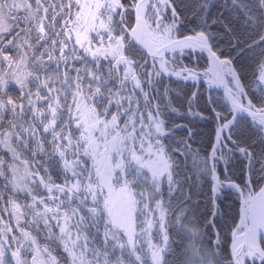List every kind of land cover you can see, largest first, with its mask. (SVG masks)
<instances>
[{
  "label": "snow or ice",
  "instance_id": "6c2138e0",
  "mask_svg": "<svg viewBox=\"0 0 264 264\" xmlns=\"http://www.w3.org/2000/svg\"><path fill=\"white\" fill-rule=\"evenodd\" d=\"M257 2L259 15L251 14L245 0H232L236 9L243 13L245 22L259 29V41L247 43L240 51H251L255 47L261 49L255 76L264 83V0ZM74 6L76 11L73 15L71 9ZM131 6L135 12V25L126 26L124 14L128 9L122 0H65L60 9H69L64 15L70 20L62 17L61 30H53L49 37L44 24L49 8L44 7L42 0H35V8L29 0H0V150L9 157L6 160L0 155V178H3L4 188L9 194L8 203L16 216V227L20 228V218L28 213L22 211V205L15 197L25 194L31 197V203L23 205L32 216L30 223L36 228L43 224L49 239L59 242L67 253L69 264H109L108 252L116 247L121 250V255L114 258L115 264H125L122 258L125 255L128 264H148L149 261L150 264H166L163 253L168 246L165 229L167 209L162 207L161 200L156 199V194L162 178L167 179L169 192L172 191L176 183L173 173L179 168V160L166 152L164 138L171 136L172 132L166 127L161 104L149 101V92L144 91V85L152 88V78L163 74L180 76L181 72L170 68L168 54L177 50L183 54L185 48L193 51L199 48L208 52L218 69L231 75L235 90L229 89L228 94L233 113L231 119L216 114L224 121L216 132V146L210 157L198 159L197 154L192 153L193 168L211 177L214 194L223 188H234L240 192V185L227 175L228 161L239 153L247 165L245 187H249V195L243 201L240 226L232 234L230 258L225 261L219 257V239L215 247L205 248L198 242V230L189 228L188 255L183 264H244L246 259L250 264H264V246L261 245L264 237V187L255 195L250 189L255 170L253 160L259 161L260 171L256 174L264 180V152L254 157L248 146L241 147L233 139L235 128L239 127L240 120L245 119L244 113L251 116L253 123L258 124L264 133V99L259 108L247 99L231 60H222L217 55L204 31L199 32L195 39L175 38L179 15L172 6V0H132ZM49 7L53 8L54 21L59 13L55 11V5ZM201 7L207 9L208 0H204ZM20 9L25 12L23 17L14 15ZM168 10L171 11V23L166 22L164 15ZM20 20H25L28 27L20 28ZM48 27L53 29L51 21ZM33 28L37 33L34 42L31 36ZM72 33L75 34L74 39ZM126 36L130 39L126 40ZM44 40L51 45L50 49L45 48L49 60L53 59L52 53L55 52L65 64L69 59H81L87 63L85 56L77 54L76 45L92 58L96 70L85 68L90 77L87 84L79 69L74 77H69L67 72L55 77H41L45 71L44 53L37 54L35 46ZM68 41H72L71 48ZM133 42L142 45L152 58L151 71L144 67L148 61L138 64L125 55L126 46ZM65 49H69L68 55H65ZM101 60L108 62L106 74L100 70ZM134 65L142 69L143 79L136 73ZM182 72L187 73L184 79L197 77L194 70L185 68ZM216 79H222L220 71ZM113 80L119 84L116 91L109 83ZM128 81H131L133 89L140 90L146 116L139 112V99L133 101L131 95L121 96V90ZM9 85L18 88L20 96L17 99L8 95ZM97 97L103 101L100 110L96 106ZM125 102L128 105L125 112L133 103L137 111L130 113L121 126L119 115ZM113 104L117 108L116 114L109 112ZM5 113H9L10 118L5 119ZM42 134L47 135L42 139ZM45 141L50 144L49 160L57 167L60 183L53 179L44 164L35 166V156L45 151ZM181 143L184 144L183 150L177 148L175 151L188 153L187 143ZM229 144L233 147L229 148ZM219 162L225 165L223 180L216 171ZM144 169L151 175L145 174ZM147 181H151V192L142 188ZM41 187L46 196L39 194ZM117 189L118 194L114 196ZM149 198L154 199L156 209L160 210L155 224L157 234L162 233L160 244L152 242L154 224L143 211L149 207ZM74 202L76 206H73ZM81 210L86 215H81ZM50 221L56 222L57 234L52 233ZM0 224V234H3L0 238V264H5V251L12 248L7 242L12 226L3 222L2 217ZM91 229H95V233ZM20 231L32 255L30 258L21 256L24 244L13 234L11 240H17V246L11 251L15 264H60L47 244L41 246L31 232L23 228ZM98 235H102L103 251L94 243ZM119 235L126 239L121 241ZM109 239L115 242L112 249L107 248ZM90 240L93 242L91 248Z\"/></svg>",
  "mask_w": 264,
  "mask_h": 264
},
{
  "label": "trees",
  "instance_id": "16d2710c",
  "mask_svg": "<svg viewBox=\"0 0 264 264\" xmlns=\"http://www.w3.org/2000/svg\"><path fill=\"white\" fill-rule=\"evenodd\" d=\"M199 1L200 0H172V5L176 8L179 18H181L178 36L184 37L189 34H196V32L201 29L200 21L207 20L209 27L204 32L207 33L211 39L212 48L215 49L217 54L222 59L231 60L233 67H235L239 73L240 79L244 81L246 86H249V84L252 83L254 70L257 69L256 63L259 59V53L261 49L259 47H255L251 51L244 52H241L240 49L247 43H251L253 40L259 41L260 36L258 35V27H253L245 22L243 13L236 9L232 3V0H210L208 3L209 7L207 16L204 14L203 16L201 15V17H199ZM248 1L249 0H245L246 3H248ZM251 1L254 3V5L258 4L257 0ZM31 3L33 4V8H35V0H31ZM42 3L44 7L49 8L48 18L44 20V24L46 31L49 32V37H51L53 30H61L63 26L62 17L64 19L70 20V17L64 15V13L68 12L69 9L65 8L63 11L60 9V5L65 3V0H42ZM123 3L125 6H127L129 4V0H123ZM49 5H55V11L59 13L56 15L54 21H52L53 8L49 7ZM197 6L198 10L196 11ZM71 11L74 15L76 11L75 6L71 9ZM42 14L43 13H41V15ZM251 14L259 15V7L255 6L254 10L251 11ZM50 21L53 23V29H49L48 27ZM126 22L127 25L132 26V10L127 11ZM72 36L74 39L75 34L72 33ZM127 38L128 36H126V40ZM68 43L71 48L73 46L72 41H68ZM46 47L49 49L51 48L49 41H41L38 45V50L36 51L37 54L44 53L43 62L45 71L41 73L42 78H44L45 75H52L55 77L57 75H62L65 72H67L69 77H74L76 76V70L79 69L80 76L83 77L84 83L87 84L90 77L86 74L85 68L95 71L96 66L92 62V58L86 53H83V50L80 49L78 45L75 46L77 54L85 56L87 63H85V60L81 59H69L67 64H65L64 61L58 59V55L55 52L52 53L53 59L49 60L47 58V53L45 52ZM68 53L69 49H65V55H68ZM135 54L142 57L137 61L138 64H142L144 61L143 59H145V54L140 52L134 43L127 45L125 48V55L136 61ZM107 63V61L101 60L99 65L101 72L104 74L107 73ZM206 65L207 59L202 57L199 66L205 68ZM121 68H123V66H121ZM134 68L136 73L139 72V66L134 65ZM165 81V79H157L155 82V87L158 88L156 93L157 95H155V100L157 103L161 104L164 111L163 118L166 120V127L172 132L171 136L164 138L166 152L173 159L179 160V168L173 173V179L176 181V183L173 185L172 191L169 192L167 179L162 178L159 191L156 194V199L161 200L162 207L167 209L165 229L168 235V246L163 253L164 261L166 264H183V261L188 254L187 246L189 243L187 234L185 233V235L182 236V244L180 245L177 243L178 238L176 234L171 229V225H173V219L176 217L175 215L178 212L177 209L179 210L180 208L182 210L185 209L183 211H185L186 214H189V212L193 214L194 221H197L196 224L198 231L201 230L205 224H207L209 235L212 238L209 240L210 243H204L205 248L213 247L211 243L213 241V236L215 239V235L214 231L212 230V223L215 224L219 234L221 235L220 237H222L223 240V243L219 247V253H221V258L229 259L231 231L237 226L240 216L239 196L230 189L222 190L221 195L217 198L218 213L212 219L214 212L212 179L210 176L203 174L193 168L191 154H197L198 159L209 157L208 155L213 147L216 136L217 126L223 121L222 119L218 120L216 114L220 113L222 117H227L229 119L232 116V113L230 112L227 103L223 100V97L219 92L217 93V91H211L210 97L207 99L203 84H200L199 90L196 92L195 87L191 83L177 82L185 86L183 89L184 96H181L178 90L172 89V85H175L174 81H171L172 84L170 83V86H166L167 83ZM109 83L113 87V91H116L119 88L117 81L113 80ZM165 90H167L166 96L164 95ZM253 90L250 89L249 91ZM8 93L14 94L12 91H8ZM193 94H195L194 97ZM252 94V92L249 94L251 96V100L256 102ZM129 95H131L133 101L139 99V112L144 113L146 116L143 96L139 89L132 88L131 81L126 82V87L121 90V96ZM96 99L98 101L96 105L97 109L100 110L103 101L99 97ZM69 103H71V99H69ZM256 106L261 107V104L258 103ZM149 107H151V105H149ZM125 108H128L126 102L120 109L121 114L119 115V123L121 126H123L124 121L128 118L130 113L137 111L135 103L132 104V107L128 112L124 111ZM173 109H175V111H173ZM192 111L198 112L202 117H204V119ZM109 112L116 114L117 108L115 104L109 108ZM205 118L207 120H205ZM46 135L47 134H42L41 138L43 139V137ZM233 139L241 147L248 146L254 157L258 156L259 153L264 152V138L262 132L256 130L253 124L246 118L240 120L239 127L235 128ZM181 142L187 143L188 153L181 154L175 151L177 148L183 150L184 144ZM43 147L45 151L42 153H37L35 156V159L37 158L39 160L36 161V165L39 167L41 164H44L46 167H48V171L52 175L53 179L57 183H60L61 180L58 176L57 167L49 160V154L51 153L49 142L45 141ZM229 147L232 148L233 145L229 144ZM88 163L90 164L89 161ZM253 163L255 164V170L252 174V185L254 186L255 190H257L260 189L262 180L256 174L260 171L259 161L253 160ZM218 166L219 175L222 179H224V167L220 164ZM246 166L245 158L239 153H235L233 158L230 159L227 164L228 177L231 179V181L239 184L244 190H247V187H245ZM144 173L151 175L147 169H144ZM41 175H43V171H41ZM150 185L151 181H147L142 184V188L151 192L152 189ZM5 191L4 183L0 181V196L3 197V199L0 200V210L3 206H7V197ZM73 206H76L75 202ZM143 211L146 213V218L152 220L154 224L152 229V242L154 244H160L162 233L158 235L157 228L155 227L156 219L160 210L156 209L153 198H149V207ZM81 215H86V213L81 210ZM90 231L95 233V229H91ZM2 236L3 234H0V238H2ZM118 238L121 241L126 239V237L123 235H119ZM94 243L95 246L100 248L101 251L104 250L102 235L96 236ZM114 243V241L109 239L107 248L112 249ZM92 246L93 242L90 240L89 248ZM5 253V261L7 264H14L9 255V251H5ZM120 255L121 250L118 247H116L114 251L110 250L108 252L109 264H115L114 258L120 257ZM56 257L64 261V264H67L68 259L66 254H63L60 250L57 251ZM122 258L124 259L125 264H128V257L125 255ZM148 264H150V261Z\"/></svg>",
  "mask_w": 264,
  "mask_h": 264
},
{
  "label": "rangeland",
  "instance_id": "374dc122",
  "mask_svg": "<svg viewBox=\"0 0 264 264\" xmlns=\"http://www.w3.org/2000/svg\"><path fill=\"white\" fill-rule=\"evenodd\" d=\"M17 2H21V0H17ZM29 2H31V0H29ZM210 2V0H208V3ZM204 3V0H200L199 1V3H198V5L200 6V16L199 17H201V15L203 16L204 14L207 16V14H208V8L207 9H204V8H202L201 7V5ZM248 5H249V7L251 8V11H253L254 10V8H255V6H258V4H256V5H254V3L251 1V0H249L248 1V3H247ZM132 5V0H129V4L127 5L128 7H132L131 6ZM259 7V6H258ZM20 10H23V9H20ZM19 10V11H20ZM198 10V6H197V8H196V11ZM21 12V11H20ZM127 13V12H126ZM126 13H125V21H126ZM134 14V13H133ZM149 14H151V13H149ZM164 15H165V19H166V22H168V23H171V13H170V11L168 10L166 13H164ZM201 22V24H200V27H201V29L199 30V31H197L196 32V34H198L199 32H201V31H205V30H207V28L209 27L208 26V21L206 20V24H205V21H200ZM13 24V23H12ZM126 26H127V22H126ZM178 30H179V28H178ZM35 32H36V30H35V28H33V30H32V32H31V36H32V39H33V42H34V40H35V36H36V34H35ZM176 33H177V31L174 33V36H176ZM206 35H207V33H205ZM127 39H129V36H128V38ZM209 41H210V43H211V39L209 38ZM133 44V43H132ZM38 50V45H36L35 46V51H37ZM136 55V61H138L139 59H141L142 57L139 55H137V54H135ZM137 56H138V58H137ZM205 58V57H204ZM145 59H146V57H145ZM206 59V58H205ZM144 60V59H143ZM201 60H202V55L200 54V53H196V54H192L191 56L190 55H184V59H183V61H178V59L177 60H175V59H171L170 61H171V63H170V68L172 69V66L173 67H177V66H179L181 69H188V70H194V71H196V72H198V71H203V74L204 75H202V76H204V78L205 79H207V77L209 76V74H208V70H209V67H210V65L208 66V64H207V67L205 66V68L204 67H201V66H199V63L201 62ZM145 61H148L149 63L148 64H146V65H144V67L146 68V69H148L149 71H151V67H150V64H151V62H150V60H148V59H146V60H144V62ZM144 64V63H143ZM233 68H235V67H233ZM197 69V70H196ZM182 71V70H181ZM181 71H179V72H181ZM237 71V70H236ZM256 71H257V69L256 70H254V76L252 77V83L251 84H249V86H246V84L244 83V81L242 80V79H240L241 80V83L243 84V86H244V90H245V92L247 93V98H249L250 100H251V96L249 95L250 94V92H252L253 94H252V96L254 97V99L256 100V102H254L253 100H251L252 102H254V104H258V103H260L261 104V100L262 99H264V83H261V82H259L257 79H256V76H255V73H256ZM238 72V71H237ZM138 73V76H140L141 77V79H143V71H142V69L141 68H139V72H137ZM208 74V75H207ZM173 76V75H172ZM174 77V76H173ZM230 77H231V75H230ZM178 77H175V79H177ZM153 79V87L152 88H149L148 87V85L147 84H145L144 85V91H146V92H149V101L152 103L153 102V100H152V96H153V94H155V95H157L156 93H157V87H155V82L157 81V79L158 80H160V79H165L166 81V83H167V85L166 86H168L170 83L172 84V82L171 81H174L175 82V85H172V89H176V90H178V92L180 93V95L181 96H184V93H183V89H184V85H182V84H180V83H177V82H180L178 79L177 80H173V79H168L167 77H165L164 76V74L162 75V76H160L159 78H156V77H153L152 78ZM170 81V82H169ZM230 81V80H229ZM187 83V82H186ZM170 84V85H171ZM192 84V83H191ZM169 85V86H170ZM194 87H195V91L197 92V90H199V84H192ZM230 87H231V89L234 91L235 89H234V83H233V81H232V79H231V81H230ZM251 89V90H253V91H249V90ZM9 90H17V92L16 93H14V95H12V98H14V99H17L19 96H20V92H19V90H18V88L16 87V86H14V85H9V89H8V91ZM175 91V90H174ZM248 91H249V93H248ZM218 92V91H217ZM8 94H11V93H8ZM250 96V97H249ZM224 100V99H223ZM19 102V101H18ZM192 112H195V114L196 115H198V116H200L202 119H204V117H202L201 116V114H199L198 112H196V111H192ZM191 112V113H192ZM8 118H10V114L9 113H5V119H8ZM6 126V125H5ZM218 127H219V125L217 126V129H218ZM217 129H216V132H217ZM0 155H3L4 156V159H8L9 157L7 156V155H4V153H3V150H1V154ZM36 161H39L37 158L35 159V166L37 167V165H36ZM90 163H91V161H89ZM224 164L223 162H219L218 164ZM217 164V165H218ZM185 169V168H184ZM216 171H217V173L219 174V172H218V169H216ZM221 178V177H220ZM222 179V178H221ZM223 180V179H222ZM0 181L1 182H3L4 183V180H3V178H0ZM4 190H5V188H4ZM139 190V189H138ZM233 190L234 191H236L234 188H233ZM39 194L40 195H42V196H46V192H45V190L41 187L39 190ZM147 191V190H146ZM233 191V192H234ZM245 192H246V190H244ZM147 192H149V191H147ZM5 193H6V197H7V206H3L2 207V209L0 210V217H2V220H3V222H6V223H8V224H10L11 226H12V233H8V243H11V245H12V248L11 249H6V251L8 252L9 251V255H10V257H11V260L13 261V263L15 264V262H14V259L12 258V256H11V251L12 250H14L15 249V247L17 246V240L20 242V243H23L24 244V248L23 249H21V256L22 257H24V256H27L28 258H30V256L32 255V253L30 252V251H28V245H27V243H25L24 241H23V238H22V235H21V231H20V228H23V229H25L26 231H29V232H31L32 233V235L34 236V234H35V236H36V238H37V241H38V243L41 245V246H44V245H48L49 247H50V249H51V251H52V254L54 255V256H56V254H57V251L58 250H60L63 254H66V257H67V259H68V255H67V253H65L64 251H63V248H62V246L59 244V242H53L52 240H50L49 239V237H48V232H47V230L44 228V226H43V224H41L40 225V227L39 228H36V226L35 225H33L32 223H30V227L28 228V219H30V217H32L31 216V214H30V212H29V210L27 209V208H24L23 207V205H27V204H30L31 203V197L30 196H27V195H25V194H18L16 197H15V199L17 200V202L18 203H20L21 205H22V211L23 212H25V213H28L27 215H24V216H22L21 218H20V221H19V223H20V228H17L16 227V224H17V220H16V216H15V214H13L12 213V210H11V205L8 203V200H9V194H8V192L7 191H5ZM247 193V192H246ZM116 194H118V189H117V193H114V196L116 195ZM217 194H219V193H217ZM221 195V194H220ZM220 195H218V196H220ZM5 208H7L8 210L7 211H4L3 209H5ZM214 209V208H213ZM183 210H185V209H183ZM215 210V209H214ZM177 213H176V217H174V219H173V225H171V229L174 231V233L176 234V236H177V243L178 244H182V236H184L185 235V233L187 234V237H188V243H189V232H188V229L189 228H195V229H198V227H197V224H196V222L194 221V218H193V214L191 213V212H189V214H186L185 213V211H183V215H181V211H182V209L180 208L179 210L177 209ZM217 211H218V209H217ZM218 213V212H217ZM138 214H139V209H138ZM215 215H216V213H215ZM215 215H213L212 216V219L215 217ZM31 220H32V218H31ZM50 224L52 225V228H51V231H52V233L53 234H57L58 232H59V228L56 226V222L55 221H50ZM0 226H2V224H0ZM212 230L214 231V235H215V239H214V236H213V241H212V246L213 247H215L216 246V242H217V239H219V245L221 246V244L223 243V240H222V237H220L221 235L219 234V232H218V230H217V228H216V226H215V224H213L212 223ZM237 229L235 228V229H233V232L234 231H236ZM200 231V232H199ZM198 231V233H199V237H198V242L204 247V243L205 242H207V243H210L209 242V240L212 238L210 235H209V231H208V228H207V224H205V226H203L202 228H201V230H199ZM13 234H15V236L17 237V240H11V236L13 235ZM233 233H232V231H231V243H232V241H233V235H232ZM2 238H3V236H2ZM263 241V240H262ZM181 242V243H180ZM187 243V244H188ZM185 244H186V242H185ZM184 244V245H185ZM219 246V247H220ZM230 246H231V244H230ZM229 246V247H230ZM262 246H264V242L262 243ZM58 249V250H57ZM54 252V253H53ZM187 253H188V251H187ZM221 253H219V257L221 258V255H220ZM5 255H6V253H5ZM188 255V254H187ZM230 256H231V254L229 255V258H230ZM5 257L6 256H4V259H5ZM58 259V261L60 262V264H63V261L60 259V258H57ZM66 259V260H67ZM223 259V258H222ZM223 260H225V261H227L228 259H223ZM6 262V261H5ZM6 264H7V262H6ZM67 264H69V260H68V262H67ZM244 264H250V260H245V262H244Z\"/></svg>",
  "mask_w": 264,
  "mask_h": 264
},
{
  "label": "water",
  "instance_id": "95a60500",
  "mask_svg": "<svg viewBox=\"0 0 264 264\" xmlns=\"http://www.w3.org/2000/svg\"><path fill=\"white\" fill-rule=\"evenodd\" d=\"M122 2H123V0H122ZM173 6V5H172ZM129 10V9H128ZM127 12V11H126ZM125 12V13H126ZM134 12V11H133ZM125 15V14H124ZM180 21H181V18H179V23H178V27H179V24H180ZM135 25V12H134V15H133V23H132V26H134ZM197 35H186V37H193L194 39H195V37H196ZM176 39H179V40H183L185 37H175ZM129 39H130V36H129ZM210 42V41H209ZM136 46H137V48L141 51V52H143V53H145L146 54V56H147V58L150 60V62H151V57L147 54V50L145 49V48H143V46L142 45H140L138 42H133ZM211 44V43H210ZM213 50L215 51V49L213 48ZM187 52H190V53H192V54H196L197 52L198 53H200V54H202L203 56H205V58L206 59H208L209 60V63L211 64V61H212V59H211V57L209 56V54H208V52L207 51H201L199 48H197V49H195V51H193L192 49H188V48H185L184 50H183V54H181L180 53V51L179 50H177V52L176 53H174V54H172V53H169L168 55H169V57H170V60L171 59H174V56L177 54V56L179 57V58H183L184 57V55H185V53H187ZM217 53V52H216ZM218 55V54H217ZM220 57V56H219ZM221 58V57H220ZM222 59V58H221ZM222 60H224V59H222ZM171 62V61H170ZM213 66H214V70H215V72H214V79L216 80V87H210L209 88V90H216V91H218L220 94H222V97H223V99H224V101H226V103H227V105H228V107H229V109H230V112H231V102H230V100H229V98H228V94H229V89H231V87H230V81H229V78H228V75H227V72H226V70H223V71H221L220 69H218V67L216 66V65H214L213 64ZM232 67H233V65H232ZM218 71H220L221 72V77H222V79H220L219 81H217V79H216V74H217V72ZM165 75V77H167L168 79H173V80H179V81H184V82H188V81H190V80H185V79H183V78H177V79H175V77H173L172 75H168V74H164ZM196 79H197V81H201L205 86H206V81H205V79L202 77V76H200V75H198L197 77H196ZM231 80V79H230ZM233 81V80H232ZM245 91V90H244ZM247 99H249V98H247ZM253 103V102H252ZM254 104V103H253ZM255 105V104H254ZM257 107V106H256ZM257 108H259V107H257ZM232 115H233V113H232ZM245 118H247L250 122H253V118L251 117V116H249L247 113H244V114H242ZM232 117V116H231ZM231 117L229 118V119H231ZM238 119H239V116H238ZM216 146V137H215V140H214V143H213V147H215ZM213 147H212V149H213ZM211 152H212V150L210 151V153H209V157L211 156ZM237 184V183H236ZM239 185V184H238ZM261 187H264V180L262 181V184H261ZM241 189H242V187H241ZM250 189H251V192H252V194L253 195H255L256 193H258L259 192V189L257 190V191H255L254 190V186H252V183H251V185H250ZM235 193H237L238 194V196L240 197V216H239V219H241V208H242V206H243V201H244V199H245V197H244V191H243V189H242V191H240V192H238L237 190L236 191H234ZM216 194V193H215ZM215 194H214V198H215ZM249 195V187H248V191H247V196ZM216 206H217V204H216V202H215V210H214V215H215V213H217V209H216ZM262 239H264V237H262ZM257 263H259V262H257Z\"/></svg>",
  "mask_w": 264,
  "mask_h": 264
},
{
  "label": "bare ground",
  "instance_id": "6f19581e",
  "mask_svg": "<svg viewBox=\"0 0 264 264\" xmlns=\"http://www.w3.org/2000/svg\"><path fill=\"white\" fill-rule=\"evenodd\" d=\"M219 56V55H218ZM202 57H205V56H203L202 55ZM207 63H208V59H207ZM232 64V63H231ZM233 65V64H232ZM197 70V69H196ZM214 72H215V70H214V66H213V61H211V64H210V67H209V70H208V74H209V77L206 79V82H207V85H208V87L210 88V87H216V80L214 79ZM207 74V75H208ZM176 76V75H175ZM176 77H182L181 75L180 76H176ZM218 93V92H217ZM221 96H222V94H221ZM250 97V96H249ZM211 100V99H210ZM226 102V101H225ZM258 107V106H257ZM229 108V107H228ZM232 113V112H231ZM247 119V118H246ZM205 120H207L206 118H205ZM239 120V119H238ZM252 123V122H251ZM256 130H258L259 131V129L256 127ZM216 137V136H215ZM215 140V139H214ZM229 147V146H228ZM230 148V147H229ZM212 150V149H211ZM218 155H219V153H218ZM219 165V164H218ZM217 165V168L216 169H219L218 166ZM221 166H223V167H225V165L224 164H220ZM218 172H219V170H218ZM233 182V181H232ZM212 183L214 184V182L212 181ZM236 183V182H235ZM241 187V186H240ZM225 189H227V190H232V191H234L233 190V188H223V189H221L220 191H219V194H215V198H214V192H213V188H212V194H213V202H214V208H215V202H216V204H217V206H218V203H217V198L219 197L218 195H220L221 194V191L222 190H225ZM236 190V189H235ZM243 191H244V189H243ZM247 191H248V189H247ZM235 193V192H234ZM237 194V193H236ZM238 195V194H237ZM244 197H245V199L247 198V193L244 191ZM239 201H240V197H239ZM240 226V219L238 220V223H237V226L235 227L236 229L238 228ZM234 228V229H235ZM232 233H233V230H232ZM262 240H263V242H264V239H262L261 238V245H262ZM232 244V243H231ZM230 254H231V250H230ZM246 260H248V259H246Z\"/></svg>",
  "mask_w": 264,
  "mask_h": 264
},
{
  "label": "flooded vegetation",
  "instance_id": "af4514ba",
  "mask_svg": "<svg viewBox=\"0 0 264 264\" xmlns=\"http://www.w3.org/2000/svg\"><path fill=\"white\" fill-rule=\"evenodd\" d=\"M21 11V12H20ZM18 10L16 13H14V15H18V16H20V17H23L24 15H25V12H24V10ZM10 23H13V24H15L16 22L15 21H9ZM19 27L20 28H26V27H28V24H27V22L25 21V20H20L19 21ZM24 33L23 32H21V35H23ZM188 55V54H187ZM14 92V93H16L17 92V90H9V92ZM8 95H10L11 97H12V95H14V94H8ZM14 99V98H13ZM31 218L32 217H30V219H28V228L30 227V221H31ZM34 236H35V234H34ZM63 264H64V261H63Z\"/></svg>",
  "mask_w": 264,
  "mask_h": 264
}]
</instances>
